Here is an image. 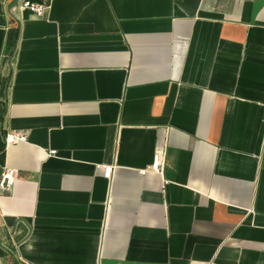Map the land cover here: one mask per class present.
Listing matches in <instances>:
<instances>
[{"label": "crops", "instance_id": "crops-1", "mask_svg": "<svg viewBox=\"0 0 264 264\" xmlns=\"http://www.w3.org/2000/svg\"><path fill=\"white\" fill-rule=\"evenodd\" d=\"M34 1L0 0V264H264V0Z\"/></svg>", "mask_w": 264, "mask_h": 264}, {"label": "built area", "instance_id": "built-area-1", "mask_svg": "<svg viewBox=\"0 0 264 264\" xmlns=\"http://www.w3.org/2000/svg\"><path fill=\"white\" fill-rule=\"evenodd\" d=\"M49 7V3L34 1V0H23L22 8L30 9L38 15H43ZM28 139L27 133L22 131H17L13 133H9L6 136V143L12 144L20 141H26ZM51 153H55V150L50 151ZM164 159L160 156L159 153H156L153 159V162L147 169H143L142 173H147L148 171L162 173L164 168ZM113 173V167L108 165L105 166L104 175L107 178H110ZM18 178V171L15 168H6L0 173V191L1 192H9L14 186L16 180Z\"/></svg>", "mask_w": 264, "mask_h": 264}]
</instances>
